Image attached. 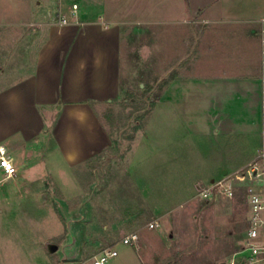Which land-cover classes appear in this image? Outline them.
Listing matches in <instances>:
<instances>
[{
    "label": "crops",
    "instance_id": "1",
    "mask_svg": "<svg viewBox=\"0 0 264 264\" xmlns=\"http://www.w3.org/2000/svg\"><path fill=\"white\" fill-rule=\"evenodd\" d=\"M69 3L81 25L46 23ZM262 19L258 0H0V146L29 164L47 128L50 155L92 156L110 135L89 103L148 85L154 138L230 144L245 165L262 144Z\"/></svg>",
    "mask_w": 264,
    "mask_h": 264
},
{
    "label": "rangeland",
    "instance_id": "2",
    "mask_svg": "<svg viewBox=\"0 0 264 264\" xmlns=\"http://www.w3.org/2000/svg\"><path fill=\"white\" fill-rule=\"evenodd\" d=\"M73 5L47 12L46 23L61 27L66 17L81 25ZM149 92L147 85L141 94L89 103L110 135L96 154L50 155L57 142L45 128L32 140L29 164L9 179L0 171V264H92L110 248L117 257L108 264H221L238 250L246 230L242 192L204 201L195 186L241 168V151L177 134L154 138ZM28 168L34 175L26 179ZM129 234L137 235V249L121 243Z\"/></svg>",
    "mask_w": 264,
    "mask_h": 264
},
{
    "label": "built area",
    "instance_id": "3",
    "mask_svg": "<svg viewBox=\"0 0 264 264\" xmlns=\"http://www.w3.org/2000/svg\"><path fill=\"white\" fill-rule=\"evenodd\" d=\"M77 5H73L71 14L75 15ZM66 17H61L58 25H70ZM260 82H261V107L263 118L262 144L248 163L238 170L228 173L224 171L218 177L195 186L196 195L204 201L217 199L233 200L238 188L242 192L243 202L246 206L245 234L239 248L221 264H264V19L260 20ZM0 171L7 179L13 177L17 169L9 158L6 149L0 146ZM237 182H240L238 184ZM150 228L154 224L149 225ZM138 237L136 234L125 236L121 243L133 246L136 249ZM117 257V251L110 248L95 255L92 264H108Z\"/></svg>",
    "mask_w": 264,
    "mask_h": 264
},
{
    "label": "water",
    "instance_id": "4",
    "mask_svg": "<svg viewBox=\"0 0 264 264\" xmlns=\"http://www.w3.org/2000/svg\"><path fill=\"white\" fill-rule=\"evenodd\" d=\"M49 250H50V252H54V251L56 250V246H51V247L49 248Z\"/></svg>",
    "mask_w": 264,
    "mask_h": 264
}]
</instances>
